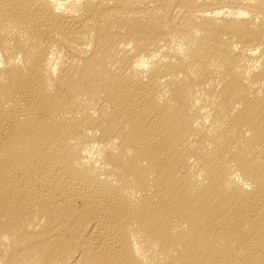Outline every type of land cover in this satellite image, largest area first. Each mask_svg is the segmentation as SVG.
Masks as SVG:
<instances>
[{"label": "bare ground", "instance_id": "6f19581e", "mask_svg": "<svg viewBox=\"0 0 264 264\" xmlns=\"http://www.w3.org/2000/svg\"><path fill=\"white\" fill-rule=\"evenodd\" d=\"M0 264H264V0H0Z\"/></svg>", "mask_w": 264, "mask_h": 264}]
</instances>
